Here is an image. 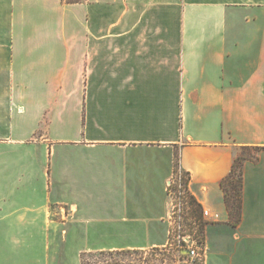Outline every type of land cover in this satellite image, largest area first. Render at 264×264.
<instances>
[{
    "label": "crops",
    "instance_id": "obj_1",
    "mask_svg": "<svg viewBox=\"0 0 264 264\" xmlns=\"http://www.w3.org/2000/svg\"><path fill=\"white\" fill-rule=\"evenodd\" d=\"M176 151L206 264H264V0H0V264L165 245Z\"/></svg>",
    "mask_w": 264,
    "mask_h": 264
},
{
    "label": "built area",
    "instance_id": "obj_2",
    "mask_svg": "<svg viewBox=\"0 0 264 264\" xmlns=\"http://www.w3.org/2000/svg\"><path fill=\"white\" fill-rule=\"evenodd\" d=\"M168 190L172 207L168 218V239L159 252L162 264H206L205 226L209 222L221 221L220 212L202 207L200 215L194 213L182 172L174 174Z\"/></svg>",
    "mask_w": 264,
    "mask_h": 264
},
{
    "label": "trees",
    "instance_id": "obj_3",
    "mask_svg": "<svg viewBox=\"0 0 264 264\" xmlns=\"http://www.w3.org/2000/svg\"><path fill=\"white\" fill-rule=\"evenodd\" d=\"M69 2H80L82 0H67ZM262 147H250L243 146L242 151L237 155L233 167L230 173L223 178L221 181V186L225 194V202L229 210L230 221L233 224H237L242 217V190H243V164L245 160L254 158L256 153ZM182 172L185 183L188 187V184L191 179L189 172H186L181 168L180 165V153L179 160L175 162V174ZM190 202L193 205V210L196 215H200L202 207L196 201L193 195L189 192ZM204 229V225H202ZM152 250L160 249V247L151 248ZM147 249V250H151ZM146 250L140 249H126V250H103L98 252H83L81 255V264H124V262L119 258L122 255L128 256H144ZM99 255L102 257V260L90 259L92 255ZM132 264V263H130Z\"/></svg>",
    "mask_w": 264,
    "mask_h": 264
},
{
    "label": "rangeland",
    "instance_id": "obj_4",
    "mask_svg": "<svg viewBox=\"0 0 264 264\" xmlns=\"http://www.w3.org/2000/svg\"><path fill=\"white\" fill-rule=\"evenodd\" d=\"M179 160V151H176L175 154V162ZM160 249L157 250H146L144 256H128L122 255L119 258L124 262V264H162ZM92 261L94 260H102L103 258L99 255L90 256ZM172 263V262H171Z\"/></svg>",
    "mask_w": 264,
    "mask_h": 264
}]
</instances>
